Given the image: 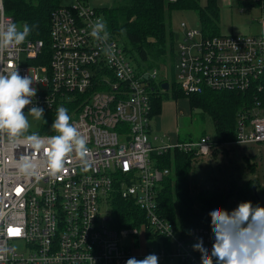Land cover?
Wrapping results in <instances>:
<instances>
[{"label": "built area", "instance_id": "obj_1", "mask_svg": "<svg viewBox=\"0 0 264 264\" xmlns=\"http://www.w3.org/2000/svg\"><path fill=\"white\" fill-rule=\"evenodd\" d=\"M258 6L255 34L208 35L198 23L190 28L180 22L174 77L147 66L109 32L106 42L93 38L92 27L103 17L86 0L50 11L47 42L26 38L0 51V72L17 65L21 76L37 80L38 106L45 111L72 106L70 123L87 137L91 162L85 169L73 153L64 173L53 178L42 152L35 153L23 137L13 143L0 133V264H126L130 257L151 253L158 255V264H201L193 244L201 237L210 252L213 233L201 226L181 228L158 212L157 193L169 169L157 166L155 156L175 149L196 158L207 155L214 143L200 136L153 145L152 98L169 92L172 84L185 95L250 92L253 103L237 114L234 139L227 144H258L264 151V106L256 95H264V1ZM9 21L0 0V25ZM109 48L114 54L106 52ZM25 157L40 162L39 176L20 173L17 164ZM114 194L137 206L143 220L111 226L101 206L111 208ZM139 230L144 246L136 238ZM129 236L131 244H123ZM146 240L153 245L146 246Z\"/></svg>", "mask_w": 264, "mask_h": 264}, {"label": "trees", "instance_id": "obj_2", "mask_svg": "<svg viewBox=\"0 0 264 264\" xmlns=\"http://www.w3.org/2000/svg\"><path fill=\"white\" fill-rule=\"evenodd\" d=\"M251 2L259 5V0H251ZM57 5H59L57 0H4L5 12L13 22L17 25L25 23L30 26L37 25L27 38H40L45 42H47L49 13ZM173 9L194 10L198 24L205 34L219 33L218 7L214 0H207L204 6H200L197 0H113L110 7L96 10L102 14L110 35L120 39L125 49L131 53L133 50L147 66L158 67L164 64L165 57H168L170 66L174 61V32L166 24V18ZM256 95L261 106H264V95L261 93ZM178 98H185L190 109H200L211 118L215 133L213 147L223 141L234 139L238 110L247 109L253 103L250 92L204 90L198 94L185 95L172 84L169 92L152 98V115L159 112L162 100ZM45 112L51 122L41 128V133L52 134L54 130L51 124L56 118V113L48 110ZM155 157L157 166L169 169V173L160 182L157 210L163 217L181 228L201 226L211 229V217L208 213L217 205L228 210L234 209L241 201L246 200L252 201L254 205H264V186L261 187V192L258 191L256 199L248 184L241 188L237 186L233 192L232 190L223 192L216 188L200 191L197 194L199 207L194 209L187 180L191 162L195 159L192 153L174 149ZM256 187L258 188V185ZM259 195L263 196L262 204ZM109 219L111 226L121 228L136 226L143 220V216L130 200L114 194Z\"/></svg>", "mask_w": 264, "mask_h": 264}, {"label": "clouds", "instance_id": "obj_3", "mask_svg": "<svg viewBox=\"0 0 264 264\" xmlns=\"http://www.w3.org/2000/svg\"><path fill=\"white\" fill-rule=\"evenodd\" d=\"M37 25H17L9 21L0 25V51L25 43ZM90 35L100 42H106L109 33L107 23L97 19ZM108 54L112 53L107 49ZM7 73L0 72V133H6L16 143L22 137L35 153H43L44 166L50 177H57L65 171V165L73 153L85 169L91 167L87 137L70 123L68 109L57 108L51 128L57 133L42 137L38 132L29 133L30 120H44L45 109L35 103L38 89L34 77L21 76L17 65H10ZM31 105L26 109V106ZM27 134V135H26ZM17 167L22 175L39 176L41 164L31 158H21ZM208 215L211 217L213 244L211 251L204 246L203 238L197 237L193 249L201 253V264H264V205L252 201H241L237 207L228 210L217 205ZM155 253L143 259L130 257L126 264H158Z\"/></svg>", "mask_w": 264, "mask_h": 264}, {"label": "rangeland", "instance_id": "obj_4", "mask_svg": "<svg viewBox=\"0 0 264 264\" xmlns=\"http://www.w3.org/2000/svg\"><path fill=\"white\" fill-rule=\"evenodd\" d=\"M61 6L73 5L74 0H57ZM264 1V0H263ZM90 7L95 9H101L110 7L113 4V0H86ZM259 13V6L250 8L248 10L239 11L236 6L232 10V18L227 15L222 19L217 20V26L219 33H243L244 27L247 26L246 21H251L252 25L250 29L256 28V21ZM102 15V14H101ZM237 19V20H236ZM186 23L187 27H194L197 22L196 14L193 10L188 9H173L169 12L168 18H166V24L169 26L172 32L177 33L180 31L179 23ZM175 49V43L173 44ZM175 53V50H173ZM135 57L138 58L136 53L132 50ZM20 63H23V55L20 56ZM158 68L164 69L166 76L174 77L172 66L168 57H165L164 64H160ZM183 99L178 98L176 100L177 106L181 114L178 115V135L179 139H191L197 140L200 136H206L210 142L215 140L214 124L211 118L200 109L194 108L188 110L185 105L182 106ZM72 106L67 109L71 110ZM244 109L238 110L237 114ZM49 112L56 113V110ZM47 113V112H45ZM44 113L47 123L51 121L47 119V115ZM236 114V116H237ZM31 132L41 133V128L47 123L44 120H35L33 117H29ZM185 142V141H184ZM230 141H223L225 145L218 144L212 147L207 155L196 157L192 160L189 172L187 173V180L189 184V196L191 198L192 207L194 209L199 207L197 194L200 191H207L211 189H219L223 192L227 190L235 191L236 187H244V185H252L256 187V193L264 186V151L261 145L258 144H227ZM224 148L226 150H224ZM245 156V157H244ZM231 192V191H230ZM231 192V193H232ZM261 192V191H260ZM230 193V194H231ZM260 203L263 202V196L259 195ZM232 201L234 198H231ZM235 202V201H234ZM236 203V202H235ZM233 207V206H232ZM231 210V209H229ZM101 213L109 216L110 207L101 206ZM141 245H145V240L142 238L141 230L136 235ZM123 244L130 245L131 237H127L123 240ZM153 245V241L146 240V246Z\"/></svg>", "mask_w": 264, "mask_h": 264}, {"label": "crops", "instance_id": "obj_5", "mask_svg": "<svg viewBox=\"0 0 264 264\" xmlns=\"http://www.w3.org/2000/svg\"><path fill=\"white\" fill-rule=\"evenodd\" d=\"M218 7V19H222L229 15L232 18V10L237 6L239 11L248 10L253 7H257L258 5L255 2H251V0H214ZM207 0H197V3L200 6H204ZM243 2V4H242ZM194 11V10H193ZM195 12V11H194ZM196 14V12H195ZM197 17V16H196ZM259 17V13H258ZM257 17V20H258ZM233 19V18H232ZM237 20V19H236ZM198 21L196 22L197 25ZM247 26L242 28L243 33L255 34L259 30L258 22L256 21V28L250 29L251 21H246ZM186 24V23H185ZM194 25V27L196 26ZM187 26V25H186ZM193 28V27H190ZM219 32V30H218ZM222 34V33H221ZM227 34H242V33H227ZM183 99V98H181ZM177 99H164L160 103L159 112L154 114L150 120V141L153 145L173 143V142H184L191 139H179L178 135V124L177 118L178 115L182 113L177 106ZM182 106L190 110L188 107L187 101L184 98L181 102ZM155 136L156 139H152Z\"/></svg>", "mask_w": 264, "mask_h": 264}, {"label": "water", "instance_id": "obj_6", "mask_svg": "<svg viewBox=\"0 0 264 264\" xmlns=\"http://www.w3.org/2000/svg\"><path fill=\"white\" fill-rule=\"evenodd\" d=\"M177 35H178L177 33H173V40H176ZM160 86H161V88L164 89V90L167 89V83H166V82H162V83L160 84ZM252 193H253V195L255 196V198L257 199V198H258V195H257V193H256V186H255V185H252Z\"/></svg>", "mask_w": 264, "mask_h": 264}]
</instances>
